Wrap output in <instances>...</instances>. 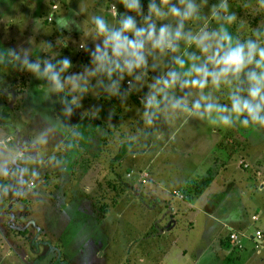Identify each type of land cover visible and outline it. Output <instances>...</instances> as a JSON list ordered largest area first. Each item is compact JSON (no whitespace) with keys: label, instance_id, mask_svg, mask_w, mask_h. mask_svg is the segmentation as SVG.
<instances>
[{"label":"rangeland","instance_id":"rangeland-1","mask_svg":"<svg viewBox=\"0 0 264 264\" xmlns=\"http://www.w3.org/2000/svg\"><path fill=\"white\" fill-rule=\"evenodd\" d=\"M51 1L57 5L60 14L64 12L66 5L71 3L70 0ZM132 1L134 0H127L124 4V0H121L122 3L120 0H113V5L102 0V4L109 9V12L107 10L105 13L107 17L111 15V5L120 10L119 21L112 24L119 27L128 19L129 14L121 5L128 7ZM49 2L50 0H0V138H3L0 142V153L5 152V145L7 149L16 150V154L23 151L36 161L24 166L38 168L40 171L37 179L28 174L21 176L19 173L0 175V186H12L8 195H0V264H148L152 257L156 261L155 264H189L193 255L196 258L197 252L202 249L201 241L207 239L205 234L210 233V230H199L205 218L202 216L197 219L195 215L192 226H184V231L178 226V238L173 244H163L167 240L163 235H158L163 238H152L149 241L145 231L148 230L151 215L156 213L159 206L154 209L152 199H146V191L140 188L143 182L137 178L135 187L122 186L114 176L101 173L104 166L96 164H99L102 158L97 151L95 156L83 151L82 129L84 130L85 123L77 120V124L71 125L73 119H69L68 115L71 114L72 118L76 115L80 117L85 103L74 102L71 108L65 97L67 95L63 93L65 87L57 91L51 76L57 75L59 82L62 79L67 83L71 82V86L75 87L74 91L88 89L86 93H89L103 81L105 75L97 61L98 55L95 57L96 62L87 64L85 69L77 70L78 72L75 69L74 73L69 75L78 62L72 64L68 59L78 52L67 50L70 48L61 44L64 41L63 36L55 34L61 31L60 28H67L64 24L65 18H61L62 27L55 25V22L49 24L44 21ZM193 2L201 4V0ZM219 2L220 0H207V4L201 9L202 13L207 16L211 6L218 5ZM227 2L229 13H237L236 22L228 28L230 34L243 37L250 35L251 29L257 27L264 33V8H258L257 0ZM100 3L101 0H79L75 3L73 7L79 13L77 21L72 8H67V14L84 28L83 34L86 35H80L79 39L88 40L87 34L92 31L91 26H96L97 19H101ZM153 3L157 7L160 6V0H153ZM171 3L177 4V0H171ZM246 3L251 6L243 7ZM147 9L143 7L137 15L141 26L144 24L143 17L148 14ZM252 17H256L255 20L248 22ZM114 19L116 21L115 17ZM160 23L161 21H157V27ZM201 25L202 22L189 21L185 30L192 29L195 32ZM215 28L217 24L210 20L208 30ZM130 34L123 35L128 37ZM261 39L264 40V35ZM149 47L146 45L145 51ZM81 48L79 44L76 46L77 51H81ZM183 51L184 44L181 42L180 52ZM104 57L105 62L111 61L112 68H116V65H119V68L124 66L123 63L117 64L109 55ZM146 59L149 69H152L155 63V70H150L147 77L141 75L140 70L134 71L140 77L137 80L139 83L144 81L150 86L155 78L171 66V56L154 60L152 55H148ZM25 60L28 64L39 63V70H28L24 64ZM65 61L70 67L61 71ZM48 66H51V71L45 75V68ZM111 77L112 80L113 74ZM83 81L89 83L86 89L82 88ZM134 85L135 83L132 86ZM60 94L63 95L61 99ZM143 95L133 94V97L137 103L143 105ZM75 96L80 98L81 94ZM223 103H227V100ZM66 106L70 108V114ZM120 110L123 115L124 111ZM230 132L234 139L228 142L230 150L223 155L229 165L219 171V176L225 178L228 175V178L234 177V182H237L243 180V175L250 188V198L244 195L236 196L235 201L238 207L243 209L247 219L250 209L260 210L259 219L253 224L261 223L259 226L264 228V188L258 191L261 187L259 183L264 182V129H244L237 125L229 130ZM96 140L92 141V145L98 150L99 144L94 142ZM218 151L221 152L220 149ZM214 155L216 156V151ZM210 158L211 155L202 159L199 167L209 164ZM135 160L138 162V158L125 156L123 164L117 167L116 175L129 183L135 181V175H138L132 171L130 177L125 176L126 170L136 166L133 165ZM62 162H67L66 171L61 170ZM88 163L89 167L86 166ZM174 170L167 168L164 174L166 177L172 176ZM0 172H3L2 168ZM18 180L26 183L21 187L17 183ZM194 181L200 184V179ZM172 182L178 184L179 181ZM16 188H19L23 195H14ZM238 188H242V185ZM191 192L194 195V191ZM178 193L181 194L180 191ZM91 202L106 204L104 216L95 214ZM164 207L165 212L154 219L156 226L163 215L174 210L170 204ZM209 219L212 217L209 216ZM157 232L161 233V229H157ZM183 249L185 251L181 253ZM248 252L251 255L253 253ZM146 253L149 254V259Z\"/></svg>","mask_w":264,"mask_h":264},{"label":"crops","instance_id":"crops-1","mask_svg":"<svg viewBox=\"0 0 264 264\" xmlns=\"http://www.w3.org/2000/svg\"><path fill=\"white\" fill-rule=\"evenodd\" d=\"M78 1L70 0L72 5L71 3L66 5L62 14L56 8L53 12L52 20L45 22L49 24L55 22V25L62 27V23L58 22L61 21V18H65L64 24L67 25V28H60L61 31H57L55 34L59 33L63 36L64 41L61 44L70 48L67 50L72 51L73 49L74 52H78L77 55H73L68 59L72 64L78 62V65L73 67L71 72L68 71L69 75L72 72L74 73L73 70L75 69L76 71L82 68L85 69L87 64L95 61L97 55L99 56L97 61L103 68L102 73L105 75L103 81L98 83L95 89L89 93H86L88 89L81 92L74 91L75 87L71 86V82L67 83L63 79L59 82L61 85L64 83L65 89L63 93L67 95L65 97L71 104V108L74 102L76 104L85 103V106L82 109L80 108V117L76 115L74 118L71 117L70 108L66 106L70 114L68 118L73 119L71 125L77 124L75 122L77 120L81 121L80 123H85L84 130L82 129L83 151H87L94 156L97 151L102 158L101 162L96 164L104 166V170L101 173L103 175L110 174L114 177H116L117 167L119 164H123L122 161L125 156L138 158V162L135 160L133 164L136 166H132L129 169L130 171L126 170L125 176L130 177L132 173L138 175H135V181L128 185L135 187L134 184L138 181L137 178L140 181L141 177L145 175V181L140 184V188L146 191V199H152V207L154 209L159 206V210L157 209L156 213L151 215L148 230L145 231L149 241L152 238L159 239L165 236L167 240L163 244H173L178 238L176 234L178 226H181L184 231V226H192L195 215L197 219L203 216L205 219H203L204 222H202L199 230H210V233L205 234L207 239H202V249L197 252L198 256L196 258L193 255L189 264H264V248L256 251L254 247L255 240L252 235L255 229L261 230L264 242V228L259 226L261 223L259 225L253 224V222L258 221L260 210L250 209L249 219H247L243 214V209H240L235 201L236 196L244 195L246 198L249 197L250 188L248 183L244 181L243 175V180L237 182H234V177L228 178L227 175L224 178L219 176V171L229 165L223 155L230 150L229 143L234 139V136L231 134L232 131L229 133V130L234 129V127L225 128L211 125L207 121L186 116L180 109L173 111L170 109L168 100L159 102V96L157 97L158 111L153 115V109H148V116L152 120L151 124L146 123L148 117L144 115V104L147 103L145 98L148 96L149 91L154 90L150 89V86H147L144 81H141V83L137 81L136 77L139 76H137L138 73L136 71L133 70L132 75H128L126 70L123 72L120 70L111 71L113 69L111 61L105 62L104 56L108 57L109 55L117 64H124L125 56L123 52L118 53L114 49V41L111 39L112 35L121 27V24L119 27L112 24L113 22L116 23L117 20L119 21L120 10L115 6L114 12L110 10L111 15L107 17L105 13H107V10L109 12V9L102 4L101 0L99 8L102 11V15L99 18L105 21V30L101 32L97 29V26H91L92 31L87 34L88 40L85 41L78 38L84 32V28H81L76 22L79 13L73 7ZM107 1L113 5L115 4L113 0H105V2ZM134 2L138 4L137 11L140 12L143 7L147 9L149 3H153V0H134L130 2V5ZM52 3L53 1L50 0L46 14ZM123 3L125 4V2ZM124 4L120 5L124 6V11L129 14L127 18L131 17L135 22L136 28L139 29L141 25L137 21V11H130L129 6L125 7ZM67 8H70V10L72 8L76 21L67 14ZM115 13L116 15L114 16ZM132 38V34H130L128 39ZM52 39L55 40V38ZM78 44L82 47L81 51L76 50ZM115 54L117 60L113 59ZM120 69H124V66ZM112 74L114 78L111 80ZM121 76L123 77L122 79ZM82 84L83 89L89 86L86 81H83ZM46 86L48 87V85ZM113 88L116 89L115 94H112ZM205 91L207 92L208 90L206 89ZM79 93L81 94L80 98L75 96V94ZM133 94H144L142 96L144 104L137 103ZM61 95H59L60 99L63 96ZM180 95L181 93L177 90L173 99L178 98ZM222 95L220 103L226 100L224 96L226 94L223 93ZM192 99L194 97L189 98V106H191ZM114 102L115 105H113ZM120 109L124 111L123 115ZM6 137L8 138V136ZM2 139L1 137L0 142H2ZM95 139L97 140L94 142L99 144L98 150L92 145V141ZM219 149L221 152L218 151ZM215 151L216 156L214 155ZM159 155L161 156L159 157ZM210 155L209 164L199 167V162L210 157ZM221 159L222 161H220ZM86 166L89 167V163ZM167 168L175 169L172 176L168 175L166 177L164 174ZM208 172L211 175L210 181L200 192L193 195L191 190L185 189L187 181L199 180L207 175ZM174 180L179 181L178 184H173L172 181ZM240 184L242 188H238ZM259 185L261 187L260 189L258 188V191L264 188V182H260ZM182 189H185L184 192ZM179 191L182 197L176 194ZM167 204H170L174 210L167 212L166 215L159 219V224L157 226L154 225V219L159 218L160 214L165 212L164 206ZM162 207L163 209H161ZM209 216L212 219H209ZM251 216H255V219H252ZM157 229H161V233H158ZM229 230L237 232L238 240L241 244L240 248L233 246L232 242L229 241ZM186 232H188V228ZM158 235H163V237ZM184 251L185 249L181 253H184ZM248 251L253 252L252 255ZM146 257L149 259V254L146 253ZM155 263L156 261H154L153 257L148 262V264Z\"/></svg>","mask_w":264,"mask_h":264},{"label":"clouds","instance_id":"clouds-1","mask_svg":"<svg viewBox=\"0 0 264 264\" xmlns=\"http://www.w3.org/2000/svg\"><path fill=\"white\" fill-rule=\"evenodd\" d=\"M124 2L127 3V0ZM206 4L207 0H201V4L193 0H177V4H172L171 0H160L159 7L149 3L148 14L143 17L144 24L139 29L131 17L124 20L111 37L114 49L125 56L124 69L116 65L111 71L126 70L128 75H132L133 70H140L141 75L147 77L156 65L154 63L149 69L146 56L152 55L154 60L171 56V66L150 85L154 91L149 92L144 105L148 124H151L152 118L148 116L147 110L153 109L155 115L159 96V102L169 101L171 110L180 109L186 116L207 121L211 125L264 129V40L261 39L264 33L257 27L251 29L250 35L233 36L228 28L236 22L237 13H229L227 0H220L218 5L213 4L207 16L201 11ZM250 6L247 3L243 5ZM257 6L264 8V0H257ZM129 10L137 11L138 4L134 2L129 5ZM137 14L140 13L137 11ZM210 20L217 24V28L211 31L208 30ZM157 21H161L159 27ZM189 21L202 22V26L195 32L192 29L185 30ZM96 26L101 32L105 30L101 19H97ZM124 33H131L133 38L128 39ZM181 42L184 44L182 53ZM146 45L150 46L147 51ZM190 48L195 51H188ZM24 64L32 72L39 70V63L28 64L25 60ZM68 67L70 65L63 62L61 71ZM50 71L51 66H48L44 74L48 75ZM51 80L57 91L63 88L57 75H52ZM177 90L181 95L173 99ZM115 92L113 88L112 94ZM225 92L227 103H220L221 96L215 94ZM190 97H194L191 106ZM35 162L23 151L16 154V150L7 149L5 145V152L0 153V168L3 169L0 175L19 173L37 179L40 176L38 168L24 166ZM62 163L61 170L66 171L67 162ZM17 183L22 187L26 182L18 180ZM11 190V185L0 186V195H8ZM13 194L23 195L19 188Z\"/></svg>","mask_w":264,"mask_h":264},{"label":"built area","instance_id":"built-area-1","mask_svg":"<svg viewBox=\"0 0 264 264\" xmlns=\"http://www.w3.org/2000/svg\"><path fill=\"white\" fill-rule=\"evenodd\" d=\"M56 8H57V5H56L55 3H52V4L49 6V11H48L47 14L45 15V20H46L47 22H49V21L52 20V18H53V12L55 11ZM110 9L113 10L114 7L111 5V6H110ZM112 12H114V10H113ZM113 59H114V60H117V56H116V54H115V56H113ZM118 62H119V61H118ZM145 100L147 101L146 98H145ZM144 176H145V175H143V177H141V179H140L141 182H144V181H145ZM29 184H30V182H29ZM176 194H177L179 197L182 196V194H179L178 192H176ZM251 218H252V219H255V216H251ZM252 235H253V238H254V240H255L254 247H255L256 251H259V249L264 248L263 234H262L261 230H259V229H255V230L253 231V234H252ZM228 239H229V241L232 242L233 246H235V247H237V248H240V247H241V244H240V242H239V240H238L237 232H235V231H233V230H229V233H228Z\"/></svg>","mask_w":264,"mask_h":264},{"label":"trees","instance_id":"trees-1","mask_svg":"<svg viewBox=\"0 0 264 264\" xmlns=\"http://www.w3.org/2000/svg\"><path fill=\"white\" fill-rule=\"evenodd\" d=\"M255 18L256 17H252V19L250 18V20L248 22L252 23L255 20ZM44 21H46V20H44ZM25 144H27V143H25ZM115 176H116L115 179L117 180V182L119 184H121L122 186L126 187L130 184V183L126 182L125 180H122L119 175H115ZM210 178H211V175L208 172L207 175H205L204 177H202L200 179V184H197L194 180L187 181L185 184V189L193 190L194 194H196V193L200 192L208 184V182L210 181ZM185 189H182L183 192ZM91 204H92L93 210L95 211L96 215H98L100 217L104 216V214L106 213V209H107L105 203L94 204V202H91Z\"/></svg>","mask_w":264,"mask_h":264}]
</instances>
